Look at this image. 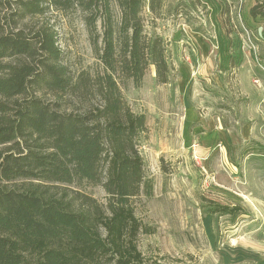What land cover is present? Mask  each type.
Instances as JSON below:
<instances>
[{
	"label": "rangeland",
	"instance_id": "374dc122",
	"mask_svg": "<svg viewBox=\"0 0 264 264\" xmlns=\"http://www.w3.org/2000/svg\"><path fill=\"white\" fill-rule=\"evenodd\" d=\"M163 6L157 17L145 8L142 21L145 34L164 39L170 82L158 85L151 66L139 88L131 80L120 85L130 109L146 118L138 151L152 195L133 200L121 229L101 186L60 185L63 197L75 200L76 191L94 199L102 214L97 228L110 249L57 247L81 264H264V0H164ZM49 20L70 73H101L82 14L55 11ZM67 101L71 111L101 102L79 94Z\"/></svg>",
	"mask_w": 264,
	"mask_h": 264
},
{
	"label": "trees",
	"instance_id": "16d2710c",
	"mask_svg": "<svg viewBox=\"0 0 264 264\" xmlns=\"http://www.w3.org/2000/svg\"><path fill=\"white\" fill-rule=\"evenodd\" d=\"M163 5L0 0V264H81L58 249L62 242L90 253L110 249L97 228L102 214L94 199L76 191L75 200L63 197L60 185L101 186L121 229L133 200L152 195L138 151L146 118L130 109L120 85L131 80L139 88L151 66L158 85L170 82L164 39L145 34L142 21L145 8L157 17ZM55 11L82 14L101 73H70L49 20ZM77 94L98 96L100 105L71 111L67 99ZM16 181L30 187H12Z\"/></svg>",
	"mask_w": 264,
	"mask_h": 264
}]
</instances>
